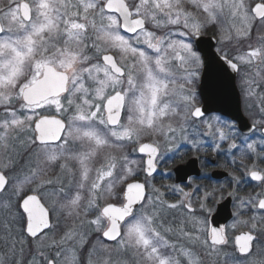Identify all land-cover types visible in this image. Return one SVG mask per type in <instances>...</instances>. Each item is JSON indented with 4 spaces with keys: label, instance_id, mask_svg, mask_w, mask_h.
I'll return each mask as SVG.
<instances>
[{
    "label": "snow or ice",
    "instance_id": "6c2138e0",
    "mask_svg": "<svg viewBox=\"0 0 264 264\" xmlns=\"http://www.w3.org/2000/svg\"><path fill=\"white\" fill-rule=\"evenodd\" d=\"M213 73L241 78L259 120L200 105ZM257 129L264 0H0V264H264ZM185 145L239 157L261 189L228 193V228L210 185L153 183Z\"/></svg>",
    "mask_w": 264,
    "mask_h": 264
},
{
    "label": "flooded vegetation",
    "instance_id": "af4514ba",
    "mask_svg": "<svg viewBox=\"0 0 264 264\" xmlns=\"http://www.w3.org/2000/svg\"><path fill=\"white\" fill-rule=\"evenodd\" d=\"M201 80H202V76L200 78L199 84H197L196 86V92L198 95V101L202 106L203 103L202 94L200 91ZM237 84L241 91L242 106L244 113L252 123L254 115L247 108L248 102L244 98L243 90L241 88V81L239 77H237ZM224 118L231 119L226 116H224ZM258 130H260L262 133L261 129H257V131ZM183 153H186L183 162L177 160L176 163H172V161L169 160L168 167L171 175L169 174L168 181L170 182V184L178 183L179 177L184 176L185 174H190V180L196 183L210 185L212 189H215L219 193L217 197V203L215 204L212 216L209 218L210 224H212V226H213V219L216 216L220 205L226 200L231 199L232 216L226 223L221 224L220 226V227L228 228V226L231 225V222L235 218L234 210L236 205L235 199L229 197L228 193L239 192L241 195H244L245 193L259 192L261 191V189L256 186V182L251 181L250 178H248L246 175H241L244 172V169L242 167L240 168L239 171H236L237 166L240 164L239 157L236 158V163H231V159H232L231 157L226 156L223 153H216L207 146L205 147L204 150L200 151L197 154L195 150L191 149L190 145H185L183 148ZM245 163H247V161H245ZM183 166L184 168H182ZM177 168L181 169V171L176 172ZM161 170L162 167L159 166L158 172L154 174L155 177L154 179H156L159 176ZM204 174H207L208 176L212 177V179L211 180L204 179ZM233 176H241V183L236 184L235 182H233L232 179ZM140 179L143 180L144 177L141 176ZM242 231H247V230L242 229L237 231L236 229L232 233V235H238ZM107 243H112V242H107ZM30 248H31L30 243L24 245V253H23L24 261H27L30 257ZM238 255L239 254L237 253V256Z\"/></svg>",
    "mask_w": 264,
    "mask_h": 264
},
{
    "label": "water",
    "instance_id": "95a60500",
    "mask_svg": "<svg viewBox=\"0 0 264 264\" xmlns=\"http://www.w3.org/2000/svg\"><path fill=\"white\" fill-rule=\"evenodd\" d=\"M198 39L201 48L213 55L217 54V44L214 36L202 35ZM200 91L202 94V107L207 106L212 109H223V112L221 113L222 115L229 118L235 115L239 117V122L251 123L243 111L241 92L238 88L237 77L230 82L217 73H213L208 77L202 75ZM245 131L247 130L245 129ZM262 132H264V130H262ZM182 168H184V166ZM231 216V199H228L220 205L218 212L213 219V226L218 224L220 227L221 224L226 223Z\"/></svg>",
    "mask_w": 264,
    "mask_h": 264
},
{
    "label": "rangeland",
    "instance_id": "374dc122",
    "mask_svg": "<svg viewBox=\"0 0 264 264\" xmlns=\"http://www.w3.org/2000/svg\"><path fill=\"white\" fill-rule=\"evenodd\" d=\"M219 46H217V48H218ZM240 81H241V78H240ZM241 85H242V81H241ZM241 88H242V86H241ZM247 108L249 109V111L251 112V113H253V119H256V120H259V115L258 114H256V109L248 102V104H247ZM252 108H254V109H252ZM262 133H261V131L260 130H258L257 132H256V136H257V138H259L260 137V135H261ZM237 143H239V141H237ZM210 148V147H209ZM169 156H171L172 155V153H169L168 154ZM165 160L167 161V163H165V162H161L160 163V166L162 167V170H161V173L159 174V176L156 178V179H154L153 180V183H155L156 184V186L157 187H161L162 185H164V186H166V185H170V182L168 181V177H169V174H170V170H169V167H168V164H169V159H168V156H166L165 157ZM237 202H235V204H236ZM235 212H236V207H235V210H234ZM236 219V217L233 219V221ZM233 221L231 222V224L233 223ZM242 229H245V228H243V227H239V228H237V231L238 230H242ZM247 230V229H246ZM3 245L2 244H0V247H2ZM228 251L229 252H231L232 251V249H231V247H229L228 248ZM239 256V255H238ZM115 258V257H114ZM256 259H260V257H256ZM237 264H240V261L238 260L237 261Z\"/></svg>",
    "mask_w": 264,
    "mask_h": 264
},
{
    "label": "trees",
    "instance_id": "16d2710c",
    "mask_svg": "<svg viewBox=\"0 0 264 264\" xmlns=\"http://www.w3.org/2000/svg\"><path fill=\"white\" fill-rule=\"evenodd\" d=\"M205 34H207V35H213L211 31L206 32Z\"/></svg>",
    "mask_w": 264,
    "mask_h": 264
}]
</instances>
